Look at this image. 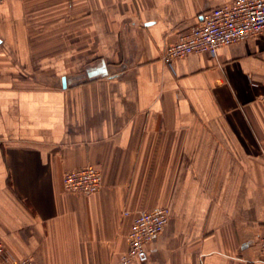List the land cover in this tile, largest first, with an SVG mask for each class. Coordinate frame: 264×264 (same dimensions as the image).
I'll use <instances>...</instances> for the list:
<instances>
[{"label":"crops","instance_id":"1","mask_svg":"<svg viewBox=\"0 0 264 264\" xmlns=\"http://www.w3.org/2000/svg\"><path fill=\"white\" fill-rule=\"evenodd\" d=\"M231 0H3L0 239L35 264H116L135 213L169 209L131 264H264V32L162 60ZM92 164L103 187L66 193Z\"/></svg>","mask_w":264,"mask_h":264},{"label":"built area","instance_id":"2","mask_svg":"<svg viewBox=\"0 0 264 264\" xmlns=\"http://www.w3.org/2000/svg\"><path fill=\"white\" fill-rule=\"evenodd\" d=\"M3 0H0V4ZM264 32V0H231L200 13L198 24L163 47L162 60L174 71V63L189 54L216 56L217 50ZM264 162V150L261 153ZM62 187L66 193L90 195L103 187L102 174L92 164L65 171ZM169 209L155 206L134 214L126 234V249L116 264H131L147 259L146 245L166 226ZM260 255L264 259V232L257 238ZM0 264H35L30 257H12L0 239Z\"/></svg>","mask_w":264,"mask_h":264}]
</instances>
